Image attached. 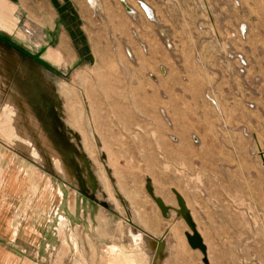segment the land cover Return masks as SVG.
<instances>
[{
    "label": "rangeland",
    "instance_id": "374dc122",
    "mask_svg": "<svg viewBox=\"0 0 264 264\" xmlns=\"http://www.w3.org/2000/svg\"><path fill=\"white\" fill-rule=\"evenodd\" d=\"M70 1L88 65L35 15L0 35V264H264V0Z\"/></svg>",
    "mask_w": 264,
    "mask_h": 264
},
{
    "label": "crops",
    "instance_id": "0c3cea01",
    "mask_svg": "<svg viewBox=\"0 0 264 264\" xmlns=\"http://www.w3.org/2000/svg\"><path fill=\"white\" fill-rule=\"evenodd\" d=\"M0 2H4L5 4H10L11 2L13 5H11V10L9 12H3L0 9V35L8 34L11 35L13 31H15L17 28V24L19 23V20L24 17L25 13L27 16L35 15L39 17V19H46L49 22V28H48V34H49V41H53L54 37L50 36V30H53V33H57L58 36V44L57 46L53 47L55 50H59L62 52L63 56L65 58H68V62L66 64V67L72 68L76 67L77 65H88V62H90L94 57V49L92 46V43L82 25L81 18L78 14H76V8L72 6V2L70 0H0ZM31 18V17H30ZM69 19V21L67 20ZM8 19L11 20L9 23ZM57 19H60V23L57 21ZM45 26V24H43ZM7 28L12 29V31H7ZM10 38V37H9ZM11 39V38H10ZM9 39V40H10ZM13 41V40H11ZM63 42H67L68 46H63ZM50 46L48 47V51H50ZM9 50L7 46L4 44H1L0 42V74L2 72H5L8 66V60L13 58V55L9 52H6L2 55V51ZM16 51V50H15ZM20 57V61L22 62L23 57L21 53L17 50L16 53ZM17 59V56L14 57ZM23 63V62H22ZM12 72V71H11ZM24 72V69H23ZM10 75V74H8ZM16 75V74H14ZM9 78V76H7ZM41 81V79H39ZM38 81V80H37ZM22 85V97L19 98L17 101V105L21 106L28 115L32 117H38L42 119L39 113L44 112L42 107L46 105L45 101L41 102L40 100L42 98H32V94H29V89L33 87L34 83H28L26 85L23 83ZM35 92V89L33 90ZM32 92V93H33ZM43 104V105H41ZM39 108V109H37ZM38 115V116H37ZM48 116V115H47ZM47 119V117H46ZM38 125V120H36ZM46 124V134L45 138L43 139L44 145L47 146V151L51 155V157H55L59 155V152L57 148L54 146L55 143L61 145L64 147V151L67 152L70 156L72 155V148L70 143L63 137L58 138L55 135V129L56 126L53 125V122H48L47 120H44ZM55 142V143H54ZM20 207V205H19ZM29 207H33V202H30V200L23 206L22 211H30ZM10 210L2 209L0 208V250H3V254H6L7 247H5V244L3 239L8 236V225L11 223L10 218L8 217ZM33 222V220H32ZM37 224L35 222L31 224H26V228H31V233L25 237L24 234H15L14 239H16L17 236L21 237L19 241L21 243H30L29 245L33 246L37 244L35 240L33 239L34 236H38L36 232V226ZM12 234V233H11ZM10 234V235H11ZM25 237V238H24ZM32 248V247H31ZM21 248H18V250ZM26 249V248H23ZM21 250V252H25L24 250ZM1 252V251H0ZM38 253V252H37ZM25 256V255H23ZM32 256V257H31ZM34 256H38L35 255ZM31 253H29L28 256L31 259H36Z\"/></svg>",
    "mask_w": 264,
    "mask_h": 264
},
{
    "label": "water",
    "instance_id": "95a60500",
    "mask_svg": "<svg viewBox=\"0 0 264 264\" xmlns=\"http://www.w3.org/2000/svg\"><path fill=\"white\" fill-rule=\"evenodd\" d=\"M196 236V237H195ZM194 237V238H193ZM193 237H190V241L191 243L196 246V245H199L201 246V240H200V237L197 236V234H195ZM202 247V246H201Z\"/></svg>",
    "mask_w": 264,
    "mask_h": 264
},
{
    "label": "bare ground",
    "instance_id": "6f19581e",
    "mask_svg": "<svg viewBox=\"0 0 264 264\" xmlns=\"http://www.w3.org/2000/svg\"><path fill=\"white\" fill-rule=\"evenodd\" d=\"M143 6H144V8L146 10L145 12L151 15L152 14V9L147 4H143Z\"/></svg>",
    "mask_w": 264,
    "mask_h": 264
}]
</instances>
